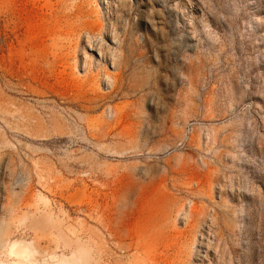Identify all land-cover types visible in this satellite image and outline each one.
<instances>
[{"label": "rangeland", "instance_id": "obj_1", "mask_svg": "<svg viewBox=\"0 0 264 264\" xmlns=\"http://www.w3.org/2000/svg\"><path fill=\"white\" fill-rule=\"evenodd\" d=\"M15 241L40 264H264V0H6L8 264Z\"/></svg>", "mask_w": 264, "mask_h": 264}, {"label": "bare ground", "instance_id": "obj_2", "mask_svg": "<svg viewBox=\"0 0 264 264\" xmlns=\"http://www.w3.org/2000/svg\"><path fill=\"white\" fill-rule=\"evenodd\" d=\"M5 2H6V0H0V6L4 7ZM99 30L101 31V33H103L104 26L99 25ZM101 46L104 47L105 45L102 43ZM101 46H100V48H101ZM21 47H22L21 50H16L15 54L20 53L21 51H23L25 49L24 45H21ZM105 73L109 78L114 80L113 88H115L117 85H120V82L123 83V81H122L123 78L121 77L122 76L121 72H120V74L113 75V74H110L109 72H107L105 70ZM99 75H100V70L98 69V76ZM8 255L11 258H15L19 264H40L39 262L34 260L35 250L30 247L29 243L27 244L23 241L13 242L10 245ZM87 261H88L87 259L79 257L78 259H76L74 261V263L70 262L69 260H63V262L57 263V264H88ZM0 264H8V263L6 261L0 259Z\"/></svg>", "mask_w": 264, "mask_h": 264}]
</instances>
